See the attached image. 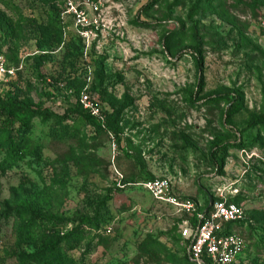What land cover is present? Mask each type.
Returning a JSON list of instances; mask_svg holds the SVG:
<instances>
[{"label": "rangeland", "instance_id": "374dc122", "mask_svg": "<svg viewBox=\"0 0 264 264\" xmlns=\"http://www.w3.org/2000/svg\"><path fill=\"white\" fill-rule=\"evenodd\" d=\"M0 19V57L18 69L0 91L77 112L34 119L8 169L0 152V264H33L29 253L83 217L98 223L83 225L73 264H188V218L153 199L151 178L199 206L236 200L241 264H264V0H0ZM86 105L118 120L119 143L84 123ZM217 138L226 152L213 161ZM20 203L54 221L24 232Z\"/></svg>", "mask_w": 264, "mask_h": 264}, {"label": "trees", "instance_id": "16d2710c", "mask_svg": "<svg viewBox=\"0 0 264 264\" xmlns=\"http://www.w3.org/2000/svg\"><path fill=\"white\" fill-rule=\"evenodd\" d=\"M5 24V19H0V29H2ZM142 26L148 27L149 24L143 23ZM48 55L49 54L47 53L36 54L33 56V60L37 65L40 66L43 65V63L47 60L49 57ZM198 70L199 82L200 86H202L204 83L202 60H199ZM235 99H238L239 103L242 104L243 94L239 93L238 95H235ZM221 100L223 99L212 98L211 101L220 102ZM76 113L77 112L75 109L68 108L64 114H59L54 112L52 108L43 104L33 105L25 100H22L18 93L11 88L7 90L2 89L0 91V152L4 154V159L1 163V166L4 169H8L13 164L24 160L25 153L22 149L23 139L27 132H29L34 119L38 118L42 119L43 121H49L53 119L57 123H62L67 118L73 119ZM80 117L83 119L86 125H91L98 130L106 129L113 131L115 133L117 143L120 142L118 138L119 135L116 130V127L118 126V120L116 118H113L112 124H104L103 121L100 118L94 116L89 109L81 111ZM223 149L225 150L224 152H226V148L220 144V140L217 138L213 143L210 152L213 161H216L217 153ZM126 155H128L127 152ZM222 164H224V160H221L220 166H222ZM154 179L156 178H151L148 181ZM213 201H215V199ZM210 202V200H207L204 206L198 205V211L203 212L209 207ZM228 202H233L239 205L234 199H229ZM13 212L17 216L26 217L28 219L25 227L23 228L24 232H30L32 229L34 230L40 228L41 226L53 220L46 215L39 214L32 206H27L23 203L17 204L13 208ZM184 215L186 218H188L191 224L196 225L198 223L197 216L189 217L186 214ZM96 223H98V219L95 220L93 218L83 217L80 219V223L74 226L71 230L64 233H54L48 241H45L37 249L28 254L27 257L29 261L33 264H73L67 254L69 251L78 249L81 246L86 233V229L83 227V225L88 227H96ZM246 223V217L241 221L227 223L224 225L223 233H237L241 235L235 230V227L243 226ZM180 237L181 239L183 238L182 235H180ZM182 240L186 243L187 247H189L190 242L184 239ZM245 251L246 250L244 249L243 254ZM242 256L240 259L241 262H244L245 258ZM185 260L188 264H196L190 260L188 249L185 254ZM203 260L205 264H211V260L206 255H204Z\"/></svg>", "mask_w": 264, "mask_h": 264}, {"label": "built area", "instance_id": "2783aa9c", "mask_svg": "<svg viewBox=\"0 0 264 264\" xmlns=\"http://www.w3.org/2000/svg\"><path fill=\"white\" fill-rule=\"evenodd\" d=\"M77 15L80 25V12L70 5ZM18 69L10 66L0 57V82L14 79ZM94 116H99V108L86 105ZM152 197L161 203L173 206L179 212L189 217L197 216L198 223H188L182 227V237L190 242L188 255L192 262L205 264L203 257L206 255L211 264H241L240 257L246 246L245 239L237 233L224 234V225L245 219V213L240 205L228 202L227 199L211 201L203 212L198 211V204L191 200H183L173 193L172 183L166 178H156L144 184Z\"/></svg>", "mask_w": 264, "mask_h": 264}, {"label": "crops", "instance_id": "0c3cea01", "mask_svg": "<svg viewBox=\"0 0 264 264\" xmlns=\"http://www.w3.org/2000/svg\"><path fill=\"white\" fill-rule=\"evenodd\" d=\"M154 199V198H153ZM155 200V199H154ZM156 201V200H155ZM158 202V201H157ZM168 205V204H167ZM171 206V205H170ZM174 208V207H173Z\"/></svg>", "mask_w": 264, "mask_h": 264}]
</instances>
